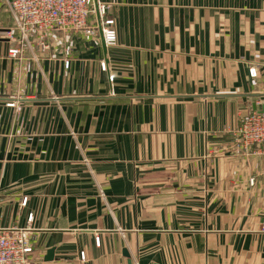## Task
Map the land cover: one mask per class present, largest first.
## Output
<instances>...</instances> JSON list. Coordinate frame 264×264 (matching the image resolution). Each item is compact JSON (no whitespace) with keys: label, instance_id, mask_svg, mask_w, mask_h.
<instances>
[{"label":"crops","instance_id":"0c3cea01","mask_svg":"<svg viewBox=\"0 0 264 264\" xmlns=\"http://www.w3.org/2000/svg\"><path fill=\"white\" fill-rule=\"evenodd\" d=\"M97 4L113 46L12 58L0 0V229L28 231L29 264H264L263 163L231 136L264 99V0Z\"/></svg>","mask_w":264,"mask_h":264},{"label":"built area","instance_id":"2783aa9c","mask_svg":"<svg viewBox=\"0 0 264 264\" xmlns=\"http://www.w3.org/2000/svg\"><path fill=\"white\" fill-rule=\"evenodd\" d=\"M13 17V32L10 38L18 44V48L8 51L12 58H18L24 48L30 44L40 50L48 49V40L54 34L81 33L86 38L97 37L100 33L107 46L116 43L114 20L107 18L108 7L105 4L94 6V0H9ZM95 15L96 22L91 23ZM97 23V24H96ZM69 47L64 53L68 55ZM69 61H64L68 69ZM105 70V63H100ZM30 70V64L25 66ZM249 76L255 77V68L249 69ZM260 109L253 111L241 119L238 127L231 133L232 148L235 154L245 156L257 155L264 168V99L260 101ZM251 184V181H250ZM26 198L21 202L25 205ZM31 220V216L28 218ZM27 230L18 227L0 229V264H29L28 257L32 253V244ZM259 232L264 234V214L261 218ZM99 244V239L96 238ZM84 253L80 259L84 260Z\"/></svg>","mask_w":264,"mask_h":264},{"label":"water","instance_id":"95a60500","mask_svg":"<svg viewBox=\"0 0 264 264\" xmlns=\"http://www.w3.org/2000/svg\"><path fill=\"white\" fill-rule=\"evenodd\" d=\"M123 254H124L126 257H128V255H127V253H126L125 251H123ZM52 258H53V250L50 249V250H48L47 253H46L45 260H46V261H50V260H52ZM128 264H130V261H129V260H128Z\"/></svg>","mask_w":264,"mask_h":264}]
</instances>
